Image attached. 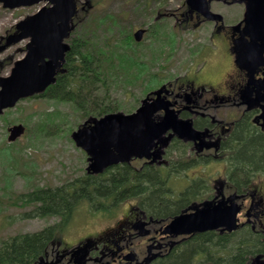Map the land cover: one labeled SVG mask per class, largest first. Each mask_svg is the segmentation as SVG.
<instances>
[{
    "label": "flooded vegetation",
    "instance_id": "1",
    "mask_svg": "<svg viewBox=\"0 0 264 264\" xmlns=\"http://www.w3.org/2000/svg\"><path fill=\"white\" fill-rule=\"evenodd\" d=\"M205 1L209 12L219 15L220 20L207 19L199 8H192L186 0L175 12L158 11L155 18L156 21L172 18L183 31H196L205 25L208 29L211 47L207 50V58L198 60L201 65L194 61L183 75L167 83L161 94V99L169 104L168 109L176 115L177 120L189 122L199 134L198 139L186 140L172 135L161 158L132 159V162H141L139 167L132 166L131 161L122 164L135 171L144 167L162 169L167 181L160 199L163 203L150 210L146 203L153 200L149 198L102 199L101 207L95 208L94 213L88 212V216L93 218L97 213V219L106 221V225L83 228L81 233L70 239L66 233L72 219L60 223L59 230L53 234L34 264H163L173 254L180 252L191 238L204 233L224 236L252 231L264 243V178L260 177L264 173L251 177L238 187L227 178L232 166L228 167L226 163L232 154V133L235 129H244L246 125L252 135L264 142V42L257 41V47L248 45L252 33L242 22L245 7L240 0ZM215 3L240 6L241 12L231 22H226L224 15L212 9L211 5ZM139 29L145 31L143 37L149 35V27ZM241 39L243 41L239 42ZM251 47L256 51L261 50L257 60H254L255 53ZM238 54H247L249 58L246 60L256 63L239 66L235 61ZM139 65L144 67L142 63L135 64L136 71ZM147 67L145 65V71ZM163 116L164 111L161 110L154 114L153 119L157 121ZM170 133L168 131L164 137ZM170 153L188 165L176 167L173 159H169ZM212 163L224 170L223 178L218 182L214 180L218 187L211 185L213 182L207 185L204 183L206 180L193 178L178 193L169 186L174 170L180 169L188 176V169L202 167L205 170ZM255 177L259 181L254 182ZM228 199H233L240 209L236 231L227 232L224 228H218L184 235L177 234L180 230L174 234L166 232L175 218L193 214L195 206L202 209L205 202L216 205L219 200L225 202ZM84 204L87 209L90 207L89 202ZM172 204H177L176 208H170ZM88 225V221H85L83 226ZM192 261L191 264H201L198 255Z\"/></svg>",
    "mask_w": 264,
    "mask_h": 264
},
{
    "label": "rangeland",
    "instance_id": "2",
    "mask_svg": "<svg viewBox=\"0 0 264 264\" xmlns=\"http://www.w3.org/2000/svg\"><path fill=\"white\" fill-rule=\"evenodd\" d=\"M76 1L79 13L75 18V28L65 41L67 44L71 40L78 43L85 41L92 43L94 49L109 52L112 49L105 43L110 45L114 41V45H118L113 49L117 50L115 54L131 55L128 75L121 67L122 77L116 84L111 78L107 80L110 86L105 101L110 102L113 112L133 113L148 92L183 75L194 61L200 64L199 59L207 58V50L211 46L206 25L196 31H183L172 18L155 20L158 11L175 12L184 0ZM44 5L40 3L9 10L0 4V39L11 34L18 22L35 14ZM211 7L224 15L226 22H231L241 12L240 6L236 5L215 3ZM146 27H149V35H145L140 43H135L132 34L136 29ZM130 38L132 40L127 41ZM27 42L22 40L0 52V77L9 76L13 64L23 58ZM211 59L216 63L215 59ZM113 62L120 67L116 58ZM138 63L144 67L147 65L146 71L139 65L137 72L135 64L137 66ZM98 86L96 94L102 98L106 87ZM88 118L90 116L85 117L71 104L46 98L24 99L0 116V243L12 236L34 233L57 223L56 217L23 218V214L33 210L34 205H21L18 197L37 189L59 187L85 175L87 156L75 146L71 134ZM17 124L25 127V133L9 143L7 128ZM169 159H173V164L181 162L174 153H170ZM140 163L131 161L135 167H139ZM186 172L188 176L180 169L174 170L169 186L175 193L183 190L193 179L206 180L204 183L207 185L213 182L211 185L218 187L214 180L220 181L224 174V170L213 163L205 170L199 167ZM256 177L254 182L259 181ZM260 177L263 179L264 175ZM94 210L92 205L87 209L81 203L69 223L67 237L73 239L83 228L106 225V221L97 219V213L93 218L88 216V212L94 213ZM85 221L89 223L87 227L83 226Z\"/></svg>",
    "mask_w": 264,
    "mask_h": 264
},
{
    "label": "water",
    "instance_id": "3",
    "mask_svg": "<svg viewBox=\"0 0 264 264\" xmlns=\"http://www.w3.org/2000/svg\"><path fill=\"white\" fill-rule=\"evenodd\" d=\"M186 1L192 8H199L207 19H221L219 15L209 12L205 0ZM42 2L50 6H43L35 14L18 22L14 33L7 36L5 44L0 46L1 52L6 47L28 40L24 57L14 63L9 76L0 77V114L4 109L14 107L21 99L43 93L55 83L58 74L66 72L63 66L70 47L64 41L74 29L72 20L76 14L75 0H0L2 7L10 10ZM239 2L245 6L242 22L252 33L248 45L257 47V41L264 42V0ZM143 33L142 29L137 30L133 34L134 40L139 42ZM252 50L255 53L254 60H257L261 50ZM248 58L247 54H238L236 64L245 66L256 63L248 62ZM164 90L165 86H162L148 94L134 113L116 112L99 118H88L72 132L71 139L75 146L87 155V173L100 174L109 167L129 163L134 158H161L172 136L164 137L169 130L180 139H198L199 134L191 128V124L177 120L176 115L168 109L169 104L161 99ZM151 95L154 97L151 98ZM161 110L164 116L154 121V114ZM8 132L7 141L14 142L24 133V127L14 125L8 128ZM202 207L199 209V206H195L193 214L175 218L166 232L174 234L180 230L177 234H188L218 228L231 232L237 228L236 215L240 209L233 203V199L225 202L219 200L216 205L205 202ZM251 264H264L263 256H256Z\"/></svg>",
    "mask_w": 264,
    "mask_h": 264
},
{
    "label": "trees",
    "instance_id": "4",
    "mask_svg": "<svg viewBox=\"0 0 264 264\" xmlns=\"http://www.w3.org/2000/svg\"><path fill=\"white\" fill-rule=\"evenodd\" d=\"M129 40L132 38L127 39ZM105 45L112 50L106 52L94 49L92 43L71 40L70 51L65 57L66 73L58 75L54 85L44 94L34 98L71 104L85 117H100L113 112L114 108L110 102L105 101L110 86L107 80L111 78L114 83L120 80L121 67H124L121 69L128 75L132 58L130 54H115L117 50L113 49L118 48V45H114V41ZM115 58L120 67L114 64ZM99 84L106 87V94L102 98L96 94ZM232 134V154L226 160L227 166L231 165L232 170L228 171L227 178L240 187L251 177L264 173V142L258 136L252 135L246 125L244 129H235ZM175 164L180 168L188 165L181 162ZM165 182L167 181L162 169L144 167L135 171L128 165H118L99 175L85 174L59 187L25 193L18 197V202L25 206L34 205V208L23 214V218L56 217L60 221L40 231L23 233L3 240L0 243V264L37 262L53 234L59 230V224L70 221L77 207L86 201L97 208L101 207L102 199L122 200L137 196L153 200L146 203L147 207L153 210L163 203L160 199ZM176 206L177 204L169 205L170 208ZM258 254L264 255V243L251 231L224 236L204 233L191 238L180 252L173 254L163 264H190L196 255L199 256L198 262L204 264H249Z\"/></svg>",
    "mask_w": 264,
    "mask_h": 264
}]
</instances>
